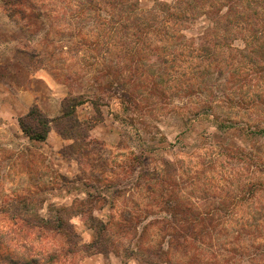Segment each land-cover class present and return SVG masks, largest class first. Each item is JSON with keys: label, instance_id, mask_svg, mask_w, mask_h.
<instances>
[{"label": "rangeland", "instance_id": "1", "mask_svg": "<svg viewBox=\"0 0 264 264\" xmlns=\"http://www.w3.org/2000/svg\"><path fill=\"white\" fill-rule=\"evenodd\" d=\"M14 1L0 0V217L63 214L79 243V250L68 256L76 264H141L142 255L158 259L155 264H264V189L255 194L248 190L250 182L264 181V172L257 171L254 163V154L264 156L260 77L253 74L250 81L247 66L240 67L239 94L255 104L227 109L225 114L234 117L227 129H220L212 115L190 114L207 93L184 97L174 89L164 99L147 96L137 105L125 102L108 88V81L134 54L118 45L116 37L122 33L116 36L112 26V6L99 0L93 4L24 0L28 14L22 16L13 9ZM140 2L146 9L162 3L178 5L192 16L219 7L223 12L230 4L229 0ZM239 6L244 13L257 9L256 27H264L263 5L241 0ZM174 25L172 29H177ZM209 25L207 16L197 15L183 25V32L199 35ZM241 26L232 43L244 48L250 33L243 22ZM168 40L171 47L176 42ZM263 40L264 34L258 42ZM191 48L178 59L194 58ZM145 51L146 63L154 62V52ZM34 52L39 56L34 58ZM245 55H239L243 64L248 60ZM252 55L263 63L261 50ZM182 64L175 63L172 71ZM211 83L205 86L208 91ZM141 84L140 80L132 84L136 93L143 89ZM74 97L85 99L75 111L80 124L71 127L63 118L52 122L51 130L61 137L59 128L73 131L76 141L31 140L22 131L19 119L33 106L54 119ZM241 150L253 153L242 156ZM21 200L31 203L27 210L20 206ZM197 216L200 221L189 238L192 244L170 246L171 235L180 232L178 225L172 229L174 220ZM100 222L107 225L103 231L107 238L88 252L85 248L97 237ZM35 231L50 247L64 243L55 231ZM137 241L155 253H132Z\"/></svg>", "mask_w": 264, "mask_h": 264}, {"label": "trees", "instance_id": "2", "mask_svg": "<svg viewBox=\"0 0 264 264\" xmlns=\"http://www.w3.org/2000/svg\"><path fill=\"white\" fill-rule=\"evenodd\" d=\"M100 1L113 7L111 17L114 24L112 26L116 28V36L120 32L122 33L120 39L116 37L119 40L118 45L121 51L131 55L134 54V57L131 56L128 63L130 57L127 59L126 67H120L115 74V78L108 81V88L115 93H119L125 102L130 101L137 105L140 100L147 96L149 98L164 99L174 89L180 90V94L184 97L194 94L205 96L207 93L208 95L204 99H199L195 103L190 114L193 118L200 114L212 115L215 117L220 129L230 127L231 123H228V121L234 118L232 115L225 114L227 109L234 110V107L242 104L247 105V103L248 106L250 104V107L255 104L254 99L246 101V96L243 97L239 94L242 86L240 87L237 84V78L240 75V69L247 66L250 81H252L253 74H255L264 82V58L263 63L259 64L257 58L254 59L255 57L252 55L259 52V50L264 55V40L258 42L263 38L264 27L261 29L256 27L255 15L257 9L248 13L245 11L246 13H244L239 6L241 0H229L230 4L223 12L219 7L217 9L199 10L197 13H193L195 15L192 16L191 11L187 8H181L178 5L169 6L166 3H162L160 7L146 9L142 6L140 0H99L98 2ZM93 2L94 0H87L88 4H93ZM254 2H257L259 6L263 5L264 8V0H254ZM14 4L13 9L19 14L22 16L28 14L23 7L24 0H15ZM222 5L224 6V4ZM197 15L207 16L211 20V25L199 35H187L183 32L186 28L183 25L192 22ZM242 22L250 33L244 48L232 43L238 38L239 32L243 29ZM173 25L177 29H172ZM123 37H125V40L122 39ZM171 38L176 39L172 47L168 40ZM196 38L199 40H195ZM190 46H192L191 51L195 53L194 58L179 60V56L184 54L183 51ZM145 50L154 52L156 57L154 62L146 63L147 57L146 55L143 56ZM165 51L169 53H164ZM243 52L246 53L245 56L248 58L244 64L242 59L239 58V55H242ZM32 56L34 58L38 57L39 52H34ZM178 61L186 64L183 66L184 69H180L182 64L172 71ZM142 66L143 68H141ZM153 69L154 71H152ZM217 77L221 80L216 81ZM138 80L141 81L143 89L136 93V88L134 89L132 84ZM125 82L128 86L124 88ZM207 82L209 84L212 82L209 91L207 88L205 89ZM249 93L252 94L251 91ZM261 99L264 100V92ZM84 100L81 97L79 99L75 97L68 98L66 111L54 119L44 115L39 107L35 105L19 119L21 129L29 139L44 141L51 130V123L55 120L68 118L71 127L80 124L79 119L75 118V111L78 105L84 103ZM221 115L227 116L221 117ZM58 131L64 138L76 139L73 131L64 133L60 128ZM234 150L233 148L230 149V151ZM238 153L249 157L253 152L241 150ZM254 157L257 171L264 172V156L254 154ZM263 189V180L250 182L248 185V190L252 194ZM30 205L29 200H21L20 206L24 210H27ZM18 209L19 206L16 207V210ZM174 221L172 229H175V226L178 225L180 232L176 231L171 235V239L168 241L169 245L178 248L182 245L185 247L192 244V240L189 238L193 236L192 231L195 228V223L200 221L198 216L193 219H177ZM69 222V218H64L63 214L46 217L39 216L37 213L31 216L14 213L8 218L0 217V264H76L72 258L68 257L69 254L79 250V243L73 239L75 234L71 233V230L69 231L71 229ZM151 224L152 222L143 227L139 241L141 237H144ZM97 225L99 228L97 237L92 242L87 243L85 248L88 252H91L90 250L93 248H99L107 238L103 234V231L107 229V225L103 222ZM44 229L57 232L61 235L64 243L52 247L47 245L44 239L41 240L42 235L37 234L35 231ZM139 241L135 243V247L131 250L132 253L136 252L138 256L141 251L155 253L154 249L144 247ZM159 250L157 248V255H159ZM139 258L141 264H155L158 260L145 255L139 256Z\"/></svg>", "mask_w": 264, "mask_h": 264}, {"label": "crops", "instance_id": "3", "mask_svg": "<svg viewBox=\"0 0 264 264\" xmlns=\"http://www.w3.org/2000/svg\"><path fill=\"white\" fill-rule=\"evenodd\" d=\"M58 114H59V112H57V115ZM50 117L53 118L54 116H50ZM59 137L63 139V137L59 136V134L52 129V130H50V132H49V134L47 136V140L48 141L51 140V139L58 140Z\"/></svg>", "mask_w": 264, "mask_h": 264}]
</instances>
